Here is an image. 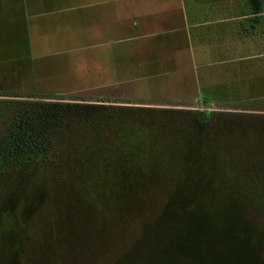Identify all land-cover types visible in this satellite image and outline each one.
Returning a JSON list of instances; mask_svg holds the SVG:
<instances>
[{
  "label": "rangeland",
  "instance_id": "374dc122",
  "mask_svg": "<svg viewBox=\"0 0 264 264\" xmlns=\"http://www.w3.org/2000/svg\"><path fill=\"white\" fill-rule=\"evenodd\" d=\"M50 9L53 14L23 21L30 31L28 55L17 54L16 37L24 34L22 23L18 29L10 27L8 34L0 32L3 98L130 107L134 105L113 103L112 99H181L150 103L148 108L219 112L223 118L215 120L216 124L223 122L226 130L204 129L196 141L200 147L198 156L186 153L180 160L173 159L177 165H159L158 171L148 165L152 155L146 147L143 153L148 160L144 168L150 174L145 176L125 172L120 165L108 170V175L90 171L83 155L73 152L76 147L70 143L69 151L63 157H53L55 161L40 168L37 176L4 181L6 189L0 188V211H13L16 207L15 216L19 215L23 223L0 227V264H114L135 247L144 225L164 210L179 213L182 208L187 216L196 211L213 216L220 211L224 225L237 230L240 238L245 239L242 244H253V250L246 245L239 248L240 264H264V71L257 68L262 60L251 56L250 61L237 63L235 67L241 68V73L235 75L243 76L219 82L215 88L203 87L201 98L189 97L192 83L183 80V76L153 81L155 87L150 84L99 88L94 86L99 81L94 73L96 62L89 60L81 48V21L74 22V18H80L79 11L58 5ZM22 51L21 48L19 52ZM99 98L112 102L99 103ZM173 134L166 132L168 136ZM174 136L175 147L180 144L192 150L196 146H189L184 128L181 134L172 136L173 142ZM107 139L111 141V136L103 135L104 144ZM100 147L104 148L103 143ZM103 153L102 150L101 157ZM182 161L209 165L208 174L215 165L222 177L229 175L230 179L246 181L252 176L251 180H262H247L255 183L256 193H238L235 189L229 193L231 196L204 197L205 193L200 192L176 196V186L185 180L188 168ZM187 180L191 182L192 177Z\"/></svg>",
  "mask_w": 264,
  "mask_h": 264
},
{
  "label": "trees",
  "instance_id": "16d2710c",
  "mask_svg": "<svg viewBox=\"0 0 264 264\" xmlns=\"http://www.w3.org/2000/svg\"><path fill=\"white\" fill-rule=\"evenodd\" d=\"M248 1L253 5L258 0ZM221 117L223 114L214 111L199 113L103 104L66 105L0 95V188L6 189L4 181L15 182L37 176L40 168L55 161L53 157H63L69 151L70 143L76 147L73 152L83 155L85 167L90 171L108 175V170L120 165L125 172L145 176L150 174V170L144 168L148 160L143 153L146 147L152 155L148 165L156 171L159 165L175 166L173 159L180 160L186 153L194 154L191 157L198 156L200 147L196 141L204 129L220 127L226 130L223 122L216 124L215 120H222ZM179 128H184L189 146L196 144L190 147L192 150L184 149L180 144L175 147L177 138L174 136L175 142L171 138L181 134ZM168 131L174 134L168 136ZM106 134L111 136V141L107 139L104 144L103 135ZM101 143L104 148L100 147ZM102 150L105 154L101 157ZM182 162L188 168L185 180L176 186V196L200 192L205 193L204 197H219L230 195L235 189L238 193H256L255 183L248 181L262 180H251L252 176H248V181L230 179L229 175L222 177L223 173L216 170L215 165L208 174L206 167L209 165ZM191 177L190 182L187 178ZM15 209L0 211V227L8 223L16 227L23 223L19 215V218L15 216ZM183 210L179 213L164 210L153 222L144 225L135 239V247L114 264H240L239 248L246 245L253 250V244H242L245 239L240 238L237 230L224 225L220 211L213 216L204 211L187 216ZM211 222H215L213 228H209Z\"/></svg>",
  "mask_w": 264,
  "mask_h": 264
},
{
  "label": "crops",
  "instance_id": "0c3cea01",
  "mask_svg": "<svg viewBox=\"0 0 264 264\" xmlns=\"http://www.w3.org/2000/svg\"><path fill=\"white\" fill-rule=\"evenodd\" d=\"M57 5L79 11L74 22L81 21V48L96 62L99 88L154 86L183 76L192 83L189 97L201 98L203 87L243 76L235 75L241 71L235 66L251 56L262 60L257 68L264 71V0H0V32L24 25L17 54L28 55L31 45L23 21L53 14L50 8ZM104 100L98 102L143 108L182 101Z\"/></svg>",
  "mask_w": 264,
  "mask_h": 264
}]
</instances>
